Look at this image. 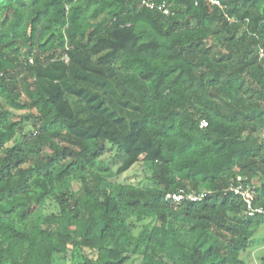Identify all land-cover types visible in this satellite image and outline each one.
<instances>
[{"label": "trees", "instance_id": "1", "mask_svg": "<svg viewBox=\"0 0 264 264\" xmlns=\"http://www.w3.org/2000/svg\"><path fill=\"white\" fill-rule=\"evenodd\" d=\"M149 1L0 0V264H246L264 217L229 188L264 207V29L242 11L264 0ZM139 162L151 185L119 181Z\"/></svg>", "mask_w": 264, "mask_h": 264}, {"label": "built area", "instance_id": "2", "mask_svg": "<svg viewBox=\"0 0 264 264\" xmlns=\"http://www.w3.org/2000/svg\"><path fill=\"white\" fill-rule=\"evenodd\" d=\"M209 2L211 5L217 6L221 8L222 10L224 7L221 4L220 0H205ZM143 5L145 6H150V1L149 0H143ZM163 13L168 15L169 14V9L166 7L162 8ZM227 19H229L231 22L234 21L232 17H229L225 14ZM202 125H206L205 122H203ZM238 182L239 184L236 185L235 187L232 186L229 188V191L235 192L237 195H240L243 200L245 201V215H247L248 218H257L264 216V207L263 206H258L255 204V197H256V191L254 186L249 187H244L243 184V178L238 177ZM209 192L206 190H202L199 192L196 191H185V190H179L174 193H169L166 195L165 199L166 201H170L176 204H181L184 202H200L205 197L207 196Z\"/></svg>", "mask_w": 264, "mask_h": 264}, {"label": "rangeland", "instance_id": "3", "mask_svg": "<svg viewBox=\"0 0 264 264\" xmlns=\"http://www.w3.org/2000/svg\"><path fill=\"white\" fill-rule=\"evenodd\" d=\"M113 154L114 152H109L106 155V158H112ZM151 174L152 172L149 167L145 163L139 162L128 172L120 176L119 181L140 186H148L151 185ZM79 189L80 184L75 183L73 185L74 192H77ZM244 259L243 260L246 262V264H261L262 260L264 259V224L259 227L257 233L252 239L251 248Z\"/></svg>", "mask_w": 264, "mask_h": 264}, {"label": "clouds", "instance_id": "4", "mask_svg": "<svg viewBox=\"0 0 264 264\" xmlns=\"http://www.w3.org/2000/svg\"><path fill=\"white\" fill-rule=\"evenodd\" d=\"M241 2L243 3V0H241ZM242 11H247V14L244 16V20H245L246 24H249V26H250V21H252L255 17L259 16L260 19L257 21L258 30L264 29V8H262V11L259 13L255 12L254 9L251 11L243 9ZM217 108L222 111L223 110V102H219L217 105ZM217 108H214L213 111L217 110ZM205 115L206 116L211 115V113H207ZM167 133H168V130H165V132L162 133V135L166 136ZM127 137L128 138L126 139V143H127L128 148L130 149V153L132 155H135L137 153V150L143 147V144L135 136H132L130 131L127 134ZM122 142H124V141H122ZM186 143H188V142L185 139L173 137L171 148H163L162 151L165 154H168V153L175 154L178 151H180V148H182ZM162 144H163V141H161L160 144L155 145V147L159 148L162 146ZM148 155H149V152H140V156H148ZM158 165L160 167H167V165H164L160 161H158ZM150 188H151V186H150ZM261 217H264V216H261ZM257 218H260V217H257Z\"/></svg>", "mask_w": 264, "mask_h": 264}]
</instances>
